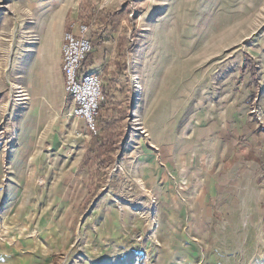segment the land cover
I'll list each match as a JSON object with an SVG mask.
<instances>
[{
	"label": "rangeland",
	"instance_id": "1",
	"mask_svg": "<svg viewBox=\"0 0 264 264\" xmlns=\"http://www.w3.org/2000/svg\"><path fill=\"white\" fill-rule=\"evenodd\" d=\"M101 3L0 0V264H264V226L234 227L211 196L227 88L251 82L245 69L264 84V0ZM65 13L63 32L90 26L83 66L101 74L96 123L114 141L93 179L92 136L29 92L41 52L49 69L61 57ZM22 117L36 130L21 141Z\"/></svg>",
	"mask_w": 264,
	"mask_h": 264
},
{
	"label": "crops",
	"instance_id": "2",
	"mask_svg": "<svg viewBox=\"0 0 264 264\" xmlns=\"http://www.w3.org/2000/svg\"><path fill=\"white\" fill-rule=\"evenodd\" d=\"M65 20L66 13L58 30L59 44L62 40ZM10 51V47L2 49L0 47V67L6 63V55L8 56ZM259 56L261 58V55ZM262 57L264 67V55ZM47 59L45 52H41L39 71L36 70L34 74L41 84L39 83L29 92L34 93L36 99L52 100L56 107L62 106L61 112L64 110L69 116L68 111L70 112L72 103L66 99L63 89L60 52L50 69ZM245 59L246 62L249 60L251 65H255L254 56H247ZM242 72L249 73L251 82L244 84L243 87L238 86V90H235L237 89L235 86H229L226 91L228 99L226 111L219 113L226 122L222 126L226 124L227 131L220 130L222 133L220 136L222 143L218 148L220 165L211 183V196L219 205L227 206L228 219L233 222L234 227H240L236 222H243L242 226L260 228L264 226V84L255 85V74L252 75L247 69ZM19 88L24 87L20 85ZM253 108L256 111H253ZM65 118L64 120H68ZM72 118L75 124L74 131L84 130L81 121ZM35 130V125L29 122L28 118L22 117L17 122L15 132L18 138L22 137L19 139L23 140L28 133Z\"/></svg>",
	"mask_w": 264,
	"mask_h": 264
},
{
	"label": "built area",
	"instance_id": "3",
	"mask_svg": "<svg viewBox=\"0 0 264 264\" xmlns=\"http://www.w3.org/2000/svg\"><path fill=\"white\" fill-rule=\"evenodd\" d=\"M108 0H102V3ZM101 3L100 7L103 6ZM90 26L71 23L62 34L61 72L67 100L72 103L70 116L81 121L84 132L76 130L80 137L97 135L96 117L104 101L102 78L99 72L86 69L83 64L92 50L88 37ZM253 111L256 109L253 108ZM86 135V136H87Z\"/></svg>",
	"mask_w": 264,
	"mask_h": 264
},
{
	"label": "trees",
	"instance_id": "4",
	"mask_svg": "<svg viewBox=\"0 0 264 264\" xmlns=\"http://www.w3.org/2000/svg\"><path fill=\"white\" fill-rule=\"evenodd\" d=\"M122 12H123L122 10H116L110 13H104L102 15L100 13V18H98V21L104 26L105 29L108 27L111 29L110 31H114L115 27L119 24L121 20L120 15L122 14ZM97 14L99 15V13ZM114 41L116 40H114L113 37L111 36H107L104 39V43H112ZM104 92L105 91H103L104 99H105L106 95ZM111 140H112L111 137L109 138L106 137L105 135H102V132H100L99 128H97V135L92 136L89 139L88 147L83 157V162L86 163L88 166L91 163L90 165L91 167L94 163L96 164L95 169L92 172H90V177H89L90 179L94 178L95 171L97 172L99 168H103L104 166H109L110 164H112L110 163L112 158L109 155L110 153L109 149L110 146H112Z\"/></svg>",
	"mask_w": 264,
	"mask_h": 264
},
{
	"label": "bare ground",
	"instance_id": "5",
	"mask_svg": "<svg viewBox=\"0 0 264 264\" xmlns=\"http://www.w3.org/2000/svg\"><path fill=\"white\" fill-rule=\"evenodd\" d=\"M136 79V87L139 88L140 85H139V82H138V78H135Z\"/></svg>",
	"mask_w": 264,
	"mask_h": 264
}]
</instances>
